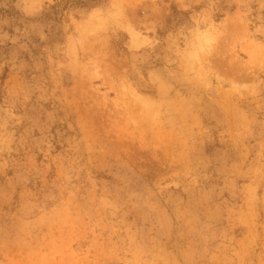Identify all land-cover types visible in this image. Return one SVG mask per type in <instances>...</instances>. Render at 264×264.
<instances>
[{
	"label": "rangeland",
	"instance_id": "rangeland-1",
	"mask_svg": "<svg viewBox=\"0 0 264 264\" xmlns=\"http://www.w3.org/2000/svg\"><path fill=\"white\" fill-rule=\"evenodd\" d=\"M0 264H264V0H0Z\"/></svg>",
	"mask_w": 264,
	"mask_h": 264
}]
</instances>
